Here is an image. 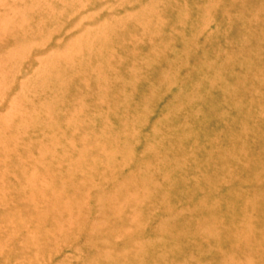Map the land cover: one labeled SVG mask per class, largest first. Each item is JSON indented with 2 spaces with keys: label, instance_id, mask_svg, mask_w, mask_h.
<instances>
[{
  "label": "rangeland",
  "instance_id": "1",
  "mask_svg": "<svg viewBox=\"0 0 264 264\" xmlns=\"http://www.w3.org/2000/svg\"><path fill=\"white\" fill-rule=\"evenodd\" d=\"M0 264H264V0H0Z\"/></svg>",
  "mask_w": 264,
  "mask_h": 264
}]
</instances>
